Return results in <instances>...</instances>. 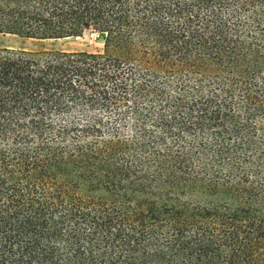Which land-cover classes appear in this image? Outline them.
<instances>
[{
	"label": "trees",
	"instance_id": "16d2710c",
	"mask_svg": "<svg viewBox=\"0 0 264 264\" xmlns=\"http://www.w3.org/2000/svg\"><path fill=\"white\" fill-rule=\"evenodd\" d=\"M0 264H264V0H0Z\"/></svg>",
	"mask_w": 264,
	"mask_h": 264
},
{
	"label": "rangeland",
	"instance_id": "374dc122",
	"mask_svg": "<svg viewBox=\"0 0 264 264\" xmlns=\"http://www.w3.org/2000/svg\"><path fill=\"white\" fill-rule=\"evenodd\" d=\"M0 47L19 48L32 51L61 50L85 51L98 53L104 48L103 39L99 33L86 29L79 36L56 39H36L22 37L16 34L0 33Z\"/></svg>",
	"mask_w": 264,
	"mask_h": 264
}]
</instances>
